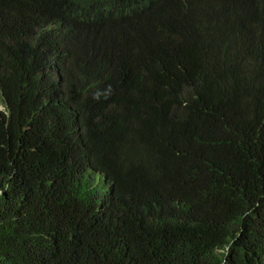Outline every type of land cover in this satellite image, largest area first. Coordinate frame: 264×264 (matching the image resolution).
I'll use <instances>...</instances> for the list:
<instances>
[{
  "label": "trees",
  "instance_id": "trees-1",
  "mask_svg": "<svg viewBox=\"0 0 264 264\" xmlns=\"http://www.w3.org/2000/svg\"><path fill=\"white\" fill-rule=\"evenodd\" d=\"M108 1L0 0V264H264V0Z\"/></svg>",
  "mask_w": 264,
  "mask_h": 264
},
{
  "label": "clouds",
  "instance_id": "clouds-1",
  "mask_svg": "<svg viewBox=\"0 0 264 264\" xmlns=\"http://www.w3.org/2000/svg\"><path fill=\"white\" fill-rule=\"evenodd\" d=\"M102 2H109L108 0H86L85 8L82 13V16L79 19H75L74 16H70L64 8L55 9L54 17L60 18L58 22L52 23L48 26V30L54 29L55 31L63 34L67 28V26L72 24H88V23H96L112 17L113 13L118 10V8L122 7L121 4L118 8H114L111 6H96L91 7L92 5H96ZM227 16L234 21L239 19L238 16H229V12H226Z\"/></svg>",
  "mask_w": 264,
  "mask_h": 264
}]
</instances>
